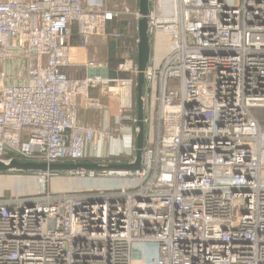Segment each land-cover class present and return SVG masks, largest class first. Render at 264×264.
<instances>
[{
    "label": "built area",
    "instance_id": "2783aa9c",
    "mask_svg": "<svg viewBox=\"0 0 264 264\" xmlns=\"http://www.w3.org/2000/svg\"><path fill=\"white\" fill-rule=\"evenodd\" d=\"M149 3L140 169L76 171L130 182L89 192H51L38 172L35 194L0 198V264H264V0ZM129 12L141 17L0 0V161H135L137 61L113 76L63 69L73 27L83 47L110 35L125 48L124 28L108 26ZM91 89L112 90L114 127L77 119L108 111Z\"/></svg>",
    "mask_w": 264,
    "mask_h": 264
},
{
    "label": "crops",
    "instance_id": "0c3cea01",
    "mask_svg": "<svg viewBox=\"0 0 264 264\" xmlns=\"http://www.w3.org/2000/svg\"><path fill=\"white\" fill-rule=\"evenodd\" d=\"M86 3L93 6H103L105 8L117 7L114 6L116 3L112 0H86ZM124 3L127 4V2ZM128 3V7L132 9L131 11H138V0H130ZM137 21L130 12L121 13L118 19L111 22L108 26L109 31L124 28L126 32L125 48L120 46L119 40L110 35L93 36L90 38L89 45L83 47L79 44L76 28L73 27L71 45L68 50V63L63 68L66 75L69 78L76 79L95 71L113 76L116 74V65L122 58L129 57L136 60L137 44L135 41L138 39L136 29ZM91 64L96 68L91 69ZM89 93L92 97H99L102 102L104 101L103 104L108 108V111L100 113L96 109H89L87 111L78 109L77 119L87 124L95 125L100 120V117H106L109 124L114 127L119 112L115 97L112 95V90L108 96L102 95L98 89H91ZM107 147L108 145H105V150H107ZM113 150L115 151L114 148Z\"/></svg>",
    "mask_w": 264,
    "mask_h": 264
},
{
    "label": "water",
    "instance_id": "95a60500",
    "mask_svg": "<svg viewBox=\"0 0 264 264\" xmlns=\"http://www.w3.org/2000/svg\"><path fill=\"white\" fill-rule=\"evenodd\" d=\"M149 11V0H138V12L141 17L137 21V53L136 61L138 74L136 77V116L138 132L136 134V156L133 163H107L98 161H32L11 159L9 162L0 161V172L19 171V172H71V171H128L138 170L141 167V153L144 143V124H143V102L142 95L144 90V70L149 60L151 46L148 34L147 13Z\"/></svg>",
    "mask_w": 264,
    "mask_h": 264
},
{
    "label": "rangeland",
    "instance_id": "374dc122",
    "mask_svg": "<svg viewBox=\"0 0 264 264\" xmlns=\"http://www.w3.org/2000/svg\"><path fill=\"white\" fill-rule=\"evenodd\" d=\"M114 1V6L118 8L123 6L129 8L130 0H112ZM124 2H127L124 3ZM121 5V6H119ZM116 7V8H117ZM151 7L149 3V8ZM104 103V101H103ZM260 119L263 120V113L261 110L258 111ZM101 115V114H100ZM264 121H262V124ZM148 133L150 138L153 136L152 126L148 128ZM122 158V155L117 156L113 154L111 156H103L98 158H92L89 161H98L103 164L116 163V161ZM67 161V160H65ZM83 162V161H82ZM28 173V174H25ZM38 172H19V171H7L0 172V198L5 199L10 196H22V195H33L35 194L39 186L42 185L43 180L38 179ZM46 187L50 189L51 192H89L93 190H113L122 186L129 187L130 182L127 178H118L113 176H104L103 174L95 173L90 176L88 172L74 173L70 172H56L51 174L44 180Z\"/></svg>",
    "mask_w": 264,
    "mask_h": 264
},
{
    "label": "trees",
    "instance_id": "16d2710c",
    "mask_svg": "<svg viewBox=\"0 0 264 264\" xmlns=\"http://www.w3.org/2000/svg\"><path fill=\"white\" fill-rule=\"evenodd\" d=\"M114 73V72H113ZM122 160H124V158L122 157ZM84 161H89V159H87V160H84ZM2 173H4V172H2ZM53 173H55L56 174V172H53ZM25 174H28V173H25Z\"/></svg>",
    "mask_w": 264,
    "mask_h": 264
}]
</instances>
